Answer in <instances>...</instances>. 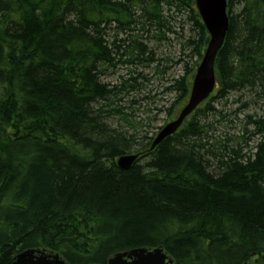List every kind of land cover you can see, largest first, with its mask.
I'll use <instances>...</instances> for the list:
<instances>
[{
    "label": "trees",
    "instance_id": "trees-1",
    "mask_svg": "<svg viewBox=\"0 0 264 264\" xmlns=\"http://www.w3.org/2000/svg\"><path fill=\"white\" fill-rule=\"evenodd\" d=\"M227 13L213 93L149 149L151 111L177 114L209 38L195 1L0 0V264L157 245L173 264H264V0ZM231 93L251 97L233 99L241 133L217 136Z\"/></svg>",
    "mask_w": 264,
    "mask_h": 264
},
{
    "label": "water",
    "instance_id": "water-1",
    "mask_svg": "<svg viewBox=\"0 0 264 264\" xmlns=\"http://www.w3.org/2000/svg\"><path fill=\"white\" fill-rule=\"evenodd\" d=\"M195 5L208 31L209 38L193 75L187 102L175 119L162 126L152 140L151 148L173 133L184 118L209 96L215 86V59L228 29L227 0H195ZM136 158L137 154H121L117 157L116 163L120 168L128 169ZM34 251L36 249L26 248L18 252L12 264H45L46 262L43 259L31 260ZM55 257L58 258V255H55ZM126 257L131 260L128 261ZM171 262L172 259L164 252L162 247H136L128 252H117L108 259L109 264H169ZM57 264H64V261L58 260Z\"/></svg>",
    "mask_w": 264,
    "mask_h": 264
},
{
    "label": "rangeland",
    "instance_id": "rangeland-1",
    "mask_svg": "<svg viewBox=\"0 0 264 264\" xmlns=\"http://www.w3.org/2000/svg\"><path fill=\"white\" fill-rule=\"evenodd\" d=\"M171 38H172V41L170 39V42H168V44H166V48L168 50L169 57L172 60H177L178 57L180 56V54L178 52V49H179V44L178 43H180V41L178 42L174 35H172ZM173 43H174V45H173ZM192 60H195V57H193ZM174 68H175V71H174L175 74L174 73L173 74L176 77L177 75L181 74L182 64L176 63ZM140 70L144 74H146V68L145 67H141ZM125 73L126 72L123 69H120V71L114 73L113 75H111L109 77H111L110 79L115 80V79H117L119 77L120 74H125ZM110 79L107 77V80H110ZM238 93H236V94L235 93H231V94L227 95L224 98V100H227L226 103H223L222 98H221L222 101H217L216 100V101L213 102V105H214L215 109L222 110L223 111L222 113L227 114V117H226L227 120L222 121L221 123L216 122L214 124L216 129L213 132H216L217 136L218 135L219 136L220 135L224 136V133L228 132L229 133L228 137L232 138L234 136H238L241 133V131H238V132H236V131L242 129V125H243L244 121L241 124V122H239L238 119H234V115H233V111L241 104V102L240 101L233 102V99H239V97H242L240 100H242L244 102L246 100H249L251 97H249L247 94H243V95H246L245 97H243V96H240ZM151 94H154V93L151 92ZM158 99L159 100H163V101L156 103L155 106L157 108H159L160 106L164 105L163 104L164 103V98H162V99L158 98ZM200 107H202V104L200 105ZM251 110H252L251 108H245V110L240 113L238 118L239 119H245V114L251 113ZM151 112H152L153 115L156 114V119L152 118L151 122L150 121L147 122L148 125H149L148 128L150 130V132L148 134H151V133L155 134L157 132L159 126H162L164 124L165 115H164V118H163V113H159V111H157V110L156 111L154 110V111H151ZM200 113H202V112L199 111L198 114H200ZM218 117H219V115H216L215 118H218ZM212 119H213V117L209 116L206 120H212ZM228 119H234L235 121L233 120L232 123H229ZM203 122L209 123V121H203ZM238 123H240V125ZM229 126H231L230 129H229ZM223 138L225 139V138H227V136L223 137ZM248 144H249V146H251L253 143H252V141H250V142H248ZM243 151H244V149H243ZM245 151H246V149H245Z\"/></svg>",
    "mask_w": 264,
    "mask_h": 264
},
{
    "label": "flooded vegetation",
    "instance_id": "flooded-vegetation-1",
    "mask_svg": "<svg viewBox=\"0 0 264 264\" xmlns=\"http://www.w3.org/2000/svg\"><path fill=\"white\" fill-rule=\"evenodd\" d=\"M132 249V248H130ZM130 249H127V250H121V251H129ZM55 253L54 251H51V250H48V249H45V248H42V250L40 251H37L35 253H33V256L31 258L32 261H37L38 259H43V261H45L46 263L45 264H57V261L59 259H62L64 261V264H71L69 263L68 261H66L65 259H63L60 256L55 257ZM113 255V254H112ZM112 255H109L106 259V261L104 263H101V262H89V263H86V264H109L108 263V259L112 256ZM126 259L129 261L131 260L129 257H126Z\"/></svg>",
    "mask_w": 264,
    "mask_h": 264
}]
</instances>
